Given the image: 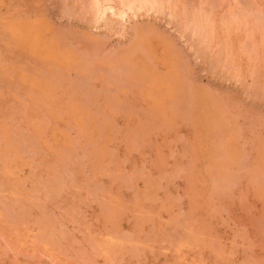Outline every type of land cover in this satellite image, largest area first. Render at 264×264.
I'll return each mask as SVG.
<instances>
[{
    "label": "rangeland",
    "instance_id": "374dc122",
    "mask_svg": "<svg viewBox=\"0 0 264 264\" xmlns=\"http://www.w3.org/2000/svg\"><path fill=\"white\" fill-rule=\"evenodd\" d=\"M159 1L0 0V264H264V0Z\"/></svg>",
    "mask_w": 264,
    "mask_h": 264
},
{
    "label": "bare ground",
    "instance_id": "6f19581e",
    "mask_svg": "<svg viewBox=\"0 0 264 264\" xmlns=\"http://www.w3.org/2000/svg\"><path fill=\"white\" fill-rule=\"evenodd\" d=\"M91 8H92V13H93V19H92V22L90 23L91 28H94V27L97 28L100 25L102 19H103V21H105L104 18H106L108 20H112V19L114 20L116 17L117 19H119L118 21L120 22V21L125 20L128 17L131 18V15H134V18H135V15H137V13L140 12L141 10L142 11L145 10L147 13L149 11H151V12L152 11H155V12H159V11L163 12L164 11L163 5H162L161 1H159V0H119V1H117V0H92ZM129 22H131V21L129 20ZM129 22H128V25H129ZM126 24H125V26H126ZM102 26L106 27V24L103 23ZM125 28H128V27H125ZM125 28H123V29L125 30ZM23 34H25V33H23ZM25 38H27V37L25 36ZM20 39H22V38H20ZM29 43H31V42L29 41Z\"/></svg>",
    "mask_w": 264,
    "mask_h": 264
}]
</instances>
